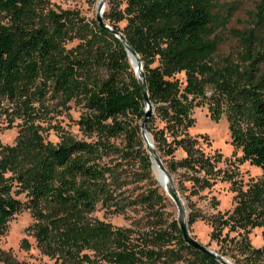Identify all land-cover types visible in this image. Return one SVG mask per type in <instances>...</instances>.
<instances>
[{
    "label": "trees",
    "instance_id": "trees-1",
    "mask_svg": "<svg viewBox=\"0 0 264 264\" xmlns=\"http://www.w3.org/2000/svg\"><path fill=\"white\" fill-rule=\"evenodd\" d=\"M214 10V0H105L102 19L140 60L152 107L145 131L185 200L188 231L207 222L217 254L255 264L264 259V38L255 33L264 0L240 37L237 63L214 60L211 29L221 23ZM48 100L84 108L76 124L85 140L43 141L35 121ZM197 108L214 123L224 116L238 161L258 168V181L240 184L188 135ZM143 110L124 47L93 19L55 13L46 0H0V111L20 122L14 145L0 147V235L27 211L37 249L57 264H218L182 240L140 137ZM118 136L122 147L112 142ZM216 182L229 183L234 206L207 217L190 198ZM97 208L124 216L128 227L92 218ZM255 228L259 249L247 239ZM0 264H11L1 252Z\"/></svg>",
    "mask_w": 264,
    "mask_h": 264
},
{
    "label": "rangeland",
    "instance_id": "rangeland-1",
    "mask_svg": "<svg viewBox=\"0 0 264 264\" xmlns=\"http://www.w3.org/2000/svg\"><path fill=\"white\" fill-rule=\"evenodd\" d=\"M98 1L46 0V6L55 13L62 11L72 12L82 19L83 22L88 23L94 17ZM258 1L214 0V13L221 22L220 25L211 29L212 37L218 41L217 50L214 55L215 61L228 60L237 63L240 50V37L251 25L254 7ZM255 33L257 36L264 38V25L255 29ZM77 43L78 41L74 39L67 43L65 47L68 49L74 47ZM99 76L104 78L105 71L100 70ZM176 78L180 81L183 80L182 74L177 75ZM7 112L0 111V147L13 146L18 135L20 122ZM84 112V108L77 102H69L62 107L56 105V100H48L44 104L43 111L38 110V119L35 121V124L41 128L39 133L43 141L47 143L56 144L62 136H68L75 140H85L76 124ZM192 117L194 124L188 130V135L198 139L199 146L205 154L215 157L219 156L221 162L218 163V167L234 173L235 179L242 185L253 183L261 178L262 173L258 168L250 166L247 162L241 163L238 161L240 152L234 150L230 145L224 116L217 123H214L208 119L205 108H197L193 110ZM112 142L116 146L122 147L124 138L118 136ZM152 175L155 178L159 177L154 168H152ZM158 187L163 191L159 184ZM178 196L182 212L186 214L185 200L180 195ZM190 200L197 209L208 217L217 213L223 214L231 211L234 206V192L231 191L229 183L216 182L209 190L191 197ZM170 203L171 207L169 211L177 218L176 209L171 201ZM128 215H130L129 217L133 216L131 213ZM91 217L106 222L113 228L128 227L130 222V220L121 215L105 214L104 210L99 208L91 214ZM180 218H183L182 215ZM32 222L33 220L27 211L14 215L7 222L4 232L0 235V252L5 255L7 261L11 264H57L53 259H49L41 254L37 249L30 231L27 230ZM225 231L223 230L222 234ZM210 232V225L204 221H197L189 228V234L196 242L217 253L219 246L214 241L209 240ZM233 236H235V233H229V238ZM247 239L252 249H259L263 244L261 229H251L247 235ZM172 247L176 248L175 245H172ZM226 248L227 251H233L230 246ZM223 257L232 263L228 257ZM236 259H238L240 264L244 263L241 256L237 255ZM255 264H264V259L260 263L257 262Z\"/></svg>",
    "mask_w": 264,
    "mask_h": 264
},
{
    "label": "water",
    "instance_id": "water-1",
    "mask_svg": "<svg viewBox=\"0 0 264 264\" xmlns=\"http://www.w3.org/2000/svg\"><path fill=\"white\" fill-rule=\"evenodd\" d=\"M104 7H105V0H100V3L95 8L93 20L99 28L104 29L110 35H112L117 41H119L125 49L127 59H128L129 64L133 70L134 77L136 79V82H137L139 90H140L142 103H143V107H144V110H143L144 116H143L142 121L139 124L140 137H141V139H142V141L146 147L147 154L150 157L152 166L158 171L159 174H161L163 176V181H164L163 185L160 183V181L158 180L157 177H156V181L160 185V187H162L167 198L173 203V205L176 209V215H177L176 220L178 222V229L180 231L182 240L184 241V243L187 246L212 257L218 264H232L231 262H229V260H227L223 256H221V255L207 249L206 247L200 245L189 234L187 224H186V214H184L182 212L179 196H178L177 192L174 190V187L171 184L170 179H169L165 169L163 168V165H162L157 153L155 152L154 148L152 147L151 140L145 131V123H146L147 119L151 116L152 107H151V104L149 103V100H148V96H147V92H146V86L144 83L143 74L141 72L140 60H139L138 56L134 53V51L132 49H130V47L127 45L124 37L120 33L115 32L113 29H111L103 21L102 14L104 11ZM180 213L183 217L182 219L180 218V216H181Z\"/></svg>",
    "mask_w": 264,
    "mask_h": 264
},
{
    "label": "bare ground",
    "instance_id": "bare-ground-1",
    "mask_svg": "<svg viewBox=\"0 0 264 264\" xmlns=\"http://www.w3.org/2000/svg\"><path fill=\"white\" fill-rule=\"evenodd\" d=\"M99 3H100V0L98 1V4H99ZM153 168H154V167H153ZM154 169H155V168H154ZM155 170H156V169H155ZM156 171H157V170H156ZM157 174H158V176L160 177V178L158 177V178H159L158 180L160 181V183H161V184H164L163 176H162L161 174H159L158 171H157Z\"/></svg>",
    "mask_w": 264,
    "mask_h": 264
}]
</instances>
